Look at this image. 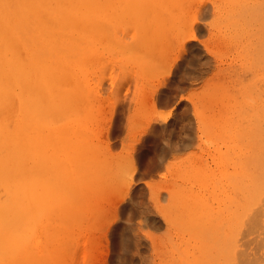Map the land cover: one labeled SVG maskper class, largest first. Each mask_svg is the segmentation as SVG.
Returning a JSON list of instances; mask_svg holds the SVG:
<instances>
[{"label":"bare ground","instance_id":"obj_1","mask_svg":"<svg viewBox=\"0 0 264 264\" xmlns=\"http://www.w3.org/2000/svg\"><path fill=\"white\" fill-rule=\"evenodd\" d=\"M261 225L264 0H0V264H264Z\"/></svg>","mask_w":264,"mask_h":264},{"label":"rangeland","instance_id":"obj_2","mask_svg":"<svg viewBox=\"0 0 264 264\" xmlns=\"http://www.w3.org/2000/svg\"><path fill=\"white\" fill-rule=\"evenodd\" d=\"M133 109H134V106H132V108H131V112H130L131 114L134 111ZM111 112L112 111L110 109V105L109 104H104V106H103V114H102V118H103L102 124H103V126H105V124L107 123V120L109 119V117L111 115L110 114ZM118 113H119V108H118V104H117L115 109H114V111H113L111 125L114 124V121H115L116 117L118 116ZM125 114L127 115V112ZM255 232H256V236L254 237L255 239H258L262 235L264 236V226L261 225V226L257 227ZM97 237H98L97 238L98 240L95 243L96 244L95 246H97V247H95V249L96 248H98V249H96L95 253H94V261H95L94 264H104L105 263V257H106V255L108 253V245H107V242H106L105 235H104L103 231L98 233ZM99 240H101V241H99ZM258 247H259V249H258ZM251 248H252L253 252H257L258 254H262L264 256V244H259V243H257L255 241V243H253L251 245Z\"/></svg>","mask_w":264,"mask_h":264}]
</instances>
